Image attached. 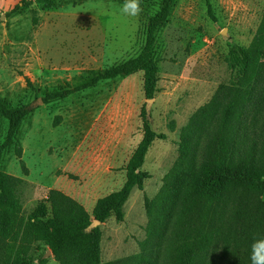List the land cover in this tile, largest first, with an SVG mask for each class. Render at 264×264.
<instances>
[{
  "label": "rangeland",
  "instance_id": "obj_1",
  "mask_svg": "<svg viewBox=\"0 0 264 264\" xmlns=\"http://www.w3.org/2000/svg\"><path fill=\"white\" fill-rule=\"evenodd\" d=\"M124 2L0 0V101L31 111L4 149L9 123L0 114V171L27 183L17 193L27 210L43 205L50 212L48 193L58 190L92 215L100 199L126 184L146 107L152 130L167 138L150 148L141 168L149 179L132 193L124 221L94 223L102 262L174 264L186 243L200 255L194 264H246L239 260L251 253L254 238H264V176H255L253 186L228 185L202 214L207 219L201 215L183 227L179 220L203 164L216 154L222 126L233 124L264 143V71L245 78L242 68L264 0H175L154 50L159 81L152 101L139 72L44 103L46 95L83 85L140 54L160 1L140 0L136 17L120 11ZM18 256L0 238V264ZM24 258L59 264L43 243Z\"/></svg>",
  "mask_w": 264,
  "mask_h": 264
},
{
  "label": "trees",
  "instance_id": "obj_2",
  "mask_svg": "<svg viewBox=\"0 0 264 264\" xmlns=\"http://www.w3.org/2000/svg\"><path fill=\"white\" fill-rule=\"evenodd\" d=\"M160 10L149 20L146 40L140 54L125 63L116 65L103 72L94 73L92 79L80 86L61 89L46 95L44 103L66 99L74 94L93 88L103 81L127 78L136 73H143L144 96L146 101L154 100L158 91V61L155 58L157 37L168 25L175 0H159ZM209 15L215 17L210 4ZM242 68L246 77L257 79L264 71V16L259 29L248 49L242 52ZM243 109L238 106V113ZM31 111L21 107L11 109L0 101V114L8 121L9 128L2 149L13 144L20 125ZM143 138L129 159L125 171L127 182L124 187L100 199L90 215L76 200L58 190L48 193L46 203L32 209H25L17 193L27 183L0 171V238L9 241L16 249L18 257L6 264H31L24 255L34 243H43L54 260L59 264H119L102 262L100 254L101 233L94 223L105 224L114 218L117 223L125 219V206L135 190L143 191L149 179L141 171L147 154L156 141H165V134H157L151 128L146 107L142 108ZM255 138H246L242 130L233 124L222 126L217 138L215 155H210L202 166V174L197 186L184 199L179 227L188 220L196 222L208 214L220 201L223 190L228 186H253L255 176H264V143ZM24 166V163H21ZM263 212V209H259ZM206 213L207 215H202ZM202 215V216H201ZM205 228L207 224L205 223ZM195 227L191 225L190 228ZM191 231L186 242L192 239ZM185 243L174 264H194L199 262L198 251L187 250ZM251 253L241 262L252 264Z\"/></svg>",
  "mask_w": 264,
  "mask_h": 264
},
{
  "label": "clouds",
  "instance_id": "obj_3",
  "mask_svg": "<svg viewBox=\"0 0 264 264\" xmlns=\"http://www.w3.org/2000/svg\"><path fill=\"white\" fill-rule=\"evenodd\" d=\"M120 11L131 17H136L142 11L140 7V0H125ZM252 264H264V238H254L251 245V256Z\"/></svg>",
  "mask_w": 264,
  "mask_h": 264
},
{
  "label": "water",
  "instance_id": "obj_4",
  "mask_svg": "<svg viewBox=\"0 0 264 264\" xmlns=\"http://www.w3.org/2000/svg\"><path fill=\"white\" fill-rule=\"evenodd\" d=\"M95 223H97V222H95ZM99 224V223H98Z\"/></svg>",
  "mask_w": 264,
  "mask_h": 264
}]
</instances>
